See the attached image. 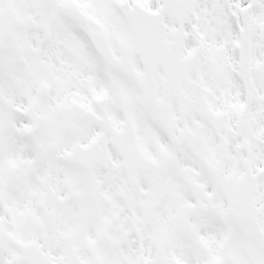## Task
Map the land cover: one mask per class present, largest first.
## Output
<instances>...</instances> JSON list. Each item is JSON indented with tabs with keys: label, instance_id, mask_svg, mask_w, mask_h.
Returning <instances> with one entry per match:
<instances>
[{
	"label": "snow or ice",
	"instance_id": "snow-or-ice-1",
	"mask_svg": "<svg viewBox=\"0 0 264 264\" xmlns=\"http://www.w3.org/2000/svg\"><path fill=\"white\" fill-rule=\"evenodd\" d=\"M0 264H264V0H0Z\"/></svg>",
	"mask_w": 264,
	"mask_h": 264
}]
</instances>
